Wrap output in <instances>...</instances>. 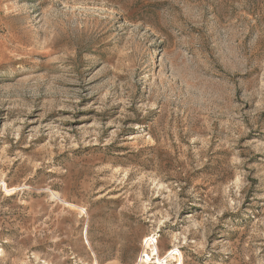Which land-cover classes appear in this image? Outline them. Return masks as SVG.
Returning a JSON list of instances; mask_svg holds the SVG:
<instances>
[{
  "label": "rangeland",
  "instance_id": "374dc122",
  "mask_svg": "<svg viewBox=\"0 0 264 264\" xmlns=\"http://www.w3.org/2000/svg\"><path fill=\"white\" fill-rule=\"evenodd\" d=\"M0 264H264V0H0Z\"/></svg>",
  "mask_w": 264,
  "mask_h": 264
}]
</instances>
